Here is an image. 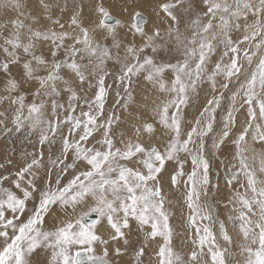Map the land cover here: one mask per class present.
Here are the masks:
<instances>
[{
	"label": "snow or ice",
	"instance_id": "snow-or-ice-1",
	"mask_svg": "<svg viewBox=\"0 0 264 264\" xmlns=\"http://www.w3.org/2000/svg\"><path fill=\"white\" fill-rule=\"evenodd\" d=\"M5 140L0 264H264V0H0ZM229 144L242 261L207 204Z\"/></svg>",
	"mask_w": 264,
	"mask_h": 264
},
{
	"label": "rangeland",
	"instance_id": "rangeland-1",
	"mask_svg": "<svg viewBox=\"0 0 264 264\" xmlns=\"http://www.w3.org/2000/svg\"><path fill=\"white\" fill-rule=\"evenodd\" d=\"M128 24H131V19H130ZM201 102H202V100L196 102L193 106L189 107L188 109H185L187 118L189 120H191V118L197 114V108L199 106V103H201ZM227 103H228V101L225 100L224 105L226 106ZM111 104H112V97L110 96L109 101H108V106H111ZM224 114L225 113L223 110H218L217 123L215 125L217 132H219L223 128V116H224ZM239 119L242 122L244 119L243 115H241ZM235 131H238V128ZM234 134H235V132H234ZM9 146L10 145H9L8 141H6V140L0 141V155H2ZM11 146L15 147L17 158L19 157V154L21 151H23V150L31 151L32 150V145L28 144L27 142L22 141V139L19 137L15 138L14 141H12ZM207 147L209 149L211 148V139L207 140ZM232 148H233V146L231 144H229L228 148L224 149V152L222 155H219L218 158L213 157L211 160L212 169L210 171V176L212 179V185H210V187L213 190L215 199H213L212 196H209L207 199V204L211 206V212H212L214 218H218L219 220H224L226 222V224L228 225L229 230H230V234H233L234 235L233 237H235L233 244L230 245L229 247L236 254L235 260L236 261H242L243 256L240 254L239 244L241 241L238 237V230H237V228L232 226V223L230 221H228L226 219L229 215L235 214L232 211V205L229 204V200H230L231 194H232V189L229 188L228 186H226L225 182H224L226 166L229 164V161L231 160V157L233 155ZM213 162L216 164V166L213 165ZM231 162L236 163L235 160H232ZM256 163L258 166V161ZM190 169H191V164L189 163L185 166V170L190 171ZM217 184L219 185V188L216 187ZM221 185H224L225 190H226L224 195L223 194L218 195L219 192L220 193L223 192V191H220ZM185 191L186 190L182 186L178 187V188H172L169 190V198L172 201L171 205H169V208H170V211L173 213V215L170 219V223L172 224V226L174 227L176 232L181 234V235H177L174 237V245L178 249H181L183 251H187V249H188V247H190V245H185L182 242L187 235L191 234V229H188V232L185 233V229L187 227L186 218H187L189 211H190L187 208V205L184 201ZM201 202H204L203 197L201 198ZM221 213H223V214H221ZM217 215H218V217H217ZM205 223H208V222L205 221ZM45 227H48V225L46 224ZM217 229H218V225L213 227L214 231H216ZM133 238H135V236ZM43 258L45 259V254L42 251L38 252L33 257V259L35 261H37L38 259H40L42 261ZM125 259H128V257L126 256Z\"/></svg>",
	"mask_w": 264,
	"mask_h": 264
},
{
	"label": "bare ground",
	"instance_id": "bare-ground-1",
	"mask_svg": "<svg viewBox=\"0 0 264 264\" xmlns=\"http://www.w3.org/2000/svg\"><path fill=\"white\" fill-rule=\"evenodd\" d=\"M117 13H118V12H117ZM117 16H118V15H117ZM119 16H121V15H119ZM125 18H126V17H125ZM127 18H128V17H127ZM121 19H122V18H121ZM127 20H128V19H127ZM192 113H193V112H192ZM4 151H5V150H4ZM213 165L216 166V164H215L214 162H213ZM215 168H216V167H215ZM212 172H213V171H212ZM216 172H217V171H216ZM216 172H215V173H216ZM213 176H214V175H213ZM222 184H223V183H222ZM220 191H223V192H221V193L219 192L218 195H219V194H223V195L225 194V191H226V190H225L224 185H221V187H220ZM217 211H218V210H217ZM220 212H221V211H220ZM221 214H223V213H221ZM215 217H216V216H215ZM217 217H218V215H217ZM226 219H227V218H226ZM229 231H230V230H229ZM232 235H233V234H232ZM233 236H234V235H233ZM234 238H235V237H234ZM134 239H135V238H134ZM235 240H236V239H235ZM40 259H41V258H40ZM40 259H38V260L36 261V264H42V262L44 261V260H43L44 258L42 259V261H41ZM39 261H40V262H39Z\"/></svg>",
	"mask_w": 264,
	"mask_h": 264
},
{
	"label": "crops",
	"instance_id": "crops-1",
	"mask_svg": "<svg viewBox=\"0 0 264 264\" xmlns=\"http://www.w3.org/2000/svg\"><path fill=\"white\" fill-rule=\"evenodd\" d=\"M117 18L118 19H121L125 24H128L129 23V21H130V17H128L127 15H121V16H119L120 14H119V12L117 13ZM126 17V18H125ZM128 17V18H127ZM128 19V20H127Z\"/></svg>",
	"mask_w": 264,
	"mask_h": 264
}]
</instances>
